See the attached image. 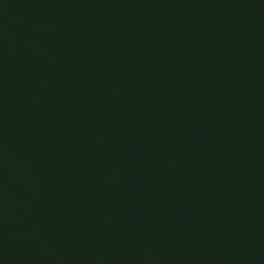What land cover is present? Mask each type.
<instances>
[{"label": "water", "instance_id": "95a60500", "mask_svg": "<svg viewBox=\"0 0 264 264\" xmlns=\"http://www.w3.org/2000/svg\"><path fill=\"white\" fill-rule=\"evenodd\" d=\"M0 264H264V0H0Z\"/></svg>", "mask_w": 264, "mask_h": 264}]
</instances>
